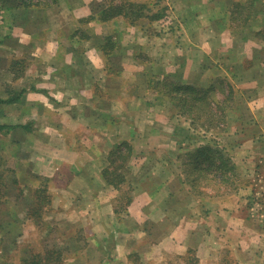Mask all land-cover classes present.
<instances>
[{
    "label": "crops",
    "instance_id": "obj_1",
    "mask_svg": "<svg viewBox=\"0 0 264 264\" xmlns=\"http://www.w3.org/2000/svg\"><path fill=\"white\" fill-rule=\"evenodd\" d=\"M119 1L60 0L41 11L34 27L31 20L2 27L0 53L27 64L9 82L26 93L0 105V125L12 126L0 131L11 138L5 146L15 157L20 148L31 150L32 157L15 163L33 166L46 180L60 225L83 231L86 248L77 238L70 252L61 238L55 248L65 264H190L192 256L195 264H264V197L250 206L241 193L197 200L176 156L177 135H189V123L179 124L172 103L164 110L170 101L154 84L168 76L204 89L222 81L234 90L225 131L232 137L223 145L235 151L232 161L248 178L263 180L264 16H237L241 0H127L151 4L150 14H172L170 25L145 17L135 24L124 16L101 21L100 13ZM142 114L150 124L143 129L135 117ZM157 121L169 143L141 135ZM128 147L120 175L124 184L137 183L122 207L120 185L106 176L115 154ZM142 170H148L143 178Z\"/></svg>",
    "mask_w": 264,
    "mask_h": 264
},
{
    "label": "rangeland",
    "instance_id": "obj_2",
    "mask_svg": "<svg viewBox=\"0 0 264 264\" xmlns=\"http://www.w3.org/2000/svg\"><path fill=\"white\" fill-rule=\"evenodd\" d=\"M41 11V9L35 10L33 8L24 7L10 10H0V37L2 36L3 32L7 30L2 28L4 26V22L8 24V27H11V22H18L23 25L27 24V22L31 20L33 21L31 22L32 26L34 27L37 20L41 21L40 16H42L43 14L41 13ZM234 11L236 12V8ZM171 16L172 14L163 16L161 18L162 23H167L166 26L170 25L169 23L171 21L169 20V18ZM1 40L4 39L2 38ZM13 58L14 55L12 54L4 55V53H0V94H3V97L8 96L9 92L13 93L15 91H18V89H15L13 85L9 83L11 80V76L12 79H17L23 76L26 71V59L24 60ZM13 60H15L14 62H16L17 64H12L11 67L10 64ZM218 82L219 81H217V83ZM221 87L223 89V92L219 88H217V86H213L214 89H211V91L206 94L207 102H212L215 100L222 102L223 100H225V98L228 97L229 100L226 103L228 106L227 108H233L234 90L231 89L232 93L229 94V86L223 84L221 85ZM211 105L214 107L213 104ZM2 108L3 107H0V110ZM174 108L176 109V107ZM166 109L171 110V102H169L168 105L166 104L164 110ZM213 110L215 112L216 109L213 108ZM3 115L4 112L0 111V122H2L1 120H3ZM135 117L136 119H138L140 128H144L145 121L147 127L150 126V124L148 123L149 120L147 122L143 114L136 115ZM180 117L181 118H178L179 124H183L184 122L189 123L190 134H185V132H183L182 130L177 135V139L179 140V142L185 144H180L177 148L178 151L176 153V156H178L179 159L177 164L179 170H182L184 172L183 177L185 178L186 186L190 188V191L197 193L196 197L199 198L197 200H209L210 198L213 200H219V198L230 196L234 193H241L242 198L249 206L254 202L258 203L259 198L264 197V179L260 181L261 178H259V176L251 180L247 177V173H245L247 171L244 172L242 169L234 165L235 170L232 172L226 171V177H224V180H222V177L219 176L220 171H218V169L216 168L217 166L221 165L220 161H215L214 167L209 170L195 169L194 166L188 165V152H193L197 148V144L199 146L209 144L214 148L217 147L219 149H222L224 155L229 157L230 162L233 163L232 159L234 157L235 151L229 150L225 145H223V141L225 143V137H228L229 139L230 137H232V135H229L228 133L225 134L226 132H219L218 129L220 128V130L226 131L227 117L226 123H220L215 131L210 130L207 132H205L201 128V121H196V123H194V126H192L191 121L188 118L182 116ZM201 119L203 120L204 116H201ZM152 124L153 125L151 126L153 127V130L151 127L147 134L142 131L141 135H147L146 138L149 139L150 142H154L156 138H163L165 142L169 143L171 140V135L167 132H163L162 121H157ZM9 137L10 136L6 133H0V264H32L28 261H23V259L45 258L46 250L49 248L55 249L56 244L59 242L57 240L58 238H61L63 242V245L61 246L65 252H70L71 248L75 247V245L71 247V244H73L71 241L74 238H77L79 241H81V245L78 246L80 247V249L81 247H85V245H83L84 236L82 229L63 228L60 225L61 219L58 216L59 212L53 213L54 208L52 207L51 209L50 207L51 200L49 195L47 194L46 180H44L42 176L37 173L36 175H34V173L32 172L33 166H29L24 163L19 165L18 163H15L16 158L21 159L22 157V159L28 160L29 157H32L31 150L28 151L25 150V148H20L18 149V156L15 157L13 154L14 151L5 146L6 142L11 139ZM241 139L242 138L236 139V137H234L232 141L241 142L243 140L245 141L246 138H244L243 140ZM173 151H175V149ZM159 152H161V155L169 157L170 159L174 158L175 156L174 154L171 155L169 152L167 153L166 150L161 149V151ZM120 154L122 155V158L119 157L118 154H115V158L113 159H115L117 164L110 167L113 168L111 172H113L114 174L112 175L121 179L122 175L120 174H122L121 172H123L125 168L124 163L126 161L123 159L127 153ZM116 155L118 157H116ZM148 155L149 153H146V156ZM147 167L148 166H145V168ZM149 167L150 173L153 169L152 166ZM171 168L172 167H170L169 169ZM225 170L226 168H224V171ZM147 171L148 170H142V173L137 175L143 178L144 174ZM205 178L207 179V181L205 180ZM226 178L229 180L226 181ZM191 180H193V182H191ZM132 182V184H120V192L117 196V200L119 202L117 205L125 207L127 206L125 204L128 197L130 196L132 199V191L137 181H134L133 179ZM37 188L44 189V194L42 191V195L39 198L34 196V191ZM77 204L80 205V203ZM65 213L60 214L61 217L66 215ZM157 213V211L153 212L152 218H155ZM178 214L179 213H176V215ZM61 227L63 228V230L60 229ZM155 233L157 234V231L154 232V235L151 236L150 240L154 241L156 239ZM87 243L89 244V242ZM78 249L79 248H77V250ZM58 250L60 251V254L63 255V264H65V254H63V250ZM202 253L203 252H199V254ZM134 260V264H139L137 259ZM192 264L195 263L193 262Z\"/></svg>",
    "mask_w": 264,
    "mask_h": 264
},
{
    "label": "trees",
    "instance_id": "obj_3",
    "mask_svg": "<svg viewBox=\"0 0 264 264\" xmlns=\"http://www.w3.org/2000/svg\"><path fill=\"white\" fill-rule=\"evenodd\" d=\"M59 1L60 0H0V10H10L19 7L44 10L57 4ZM150 5L151 4L149 3H136L127 0H120L119 2L115 3L112 2L107 9L103 10L100 13L99 19L101 21H106L114 16H124L129 19L131 18L130 23L135 24V21L142 17L152 20L161 19L163 16H166V14L164 15L161 13L150 14L152 11ZM263 6V0H241L235 5V14L237 16H264ZM1 43L2 41L0 40V44ZM14 61L15 60H13L10 64L11 67L12 64H17ZM168 79V76H165L162 81L154 82L156 91L167 97L172 105L176 107L179 115L188 118L191 121L192 126H194V123H196V121H201V128L205 132H207L210 130L215 131L220 123H226V111L228 110V106L226 103L229 98H225V100H223L222 102H219L218 100L207 102L206 100V94L211 91V89H214V85L223 92V89L221 87V85H223L222 81H219L218 83L216 82L206 89H202L171 80L169 81ZM25 93V89H21L13 93L9 92L8 96H6L5 98L0 97V105L12 104L16 101H19V99H21ZM231 93L232 92L230 90L229 94ZM211 104H213L214 107ZM213 108L216 109L215 112ZM201 116H204L203 120L201 119ZM6 128H12V126L0 125V131ZM218 129L219 132H225V130H220V128ZM131 152L132 150L129 148L127 154L124 156V159H127L130 156ZM120 157H122V155H120ZM215 161L221 162V165L217 166L216 168L218 169V171H220L219 176L222 177V180H224V177H226V171L232 172L235 170V166L230 162L229 157L225 156L222 149H219L217 147L214 148L213 146L206 144L197 146V148L191 153L188 152V165L194 166L195 169L209 170L214 167ZM224 168H226L225 171ZM112 174L114 173L110 172L109 175L106 176L107 183L117 188L118 185L123 182V179L115 177ZM205 180L207 181L206 178ZM228 180L229 179L226 178V181ZM191 182H193V180H191ZM42 191L44 194V189L37 188L34 191V196L37 198L41 197ZM194 194L196 196L197 193ZM131 200L132 199L129 196L125 205H128ZM27 259H23V261H28L32 264H63L64 262L63 255L60 254V251L56 248L47 249L45 258ZM194 261L195 258H193V256L190 257V264H192Z\"/></svg>",
    "mask_w": 264,
    "mask_h": 264
}]
</instances>
